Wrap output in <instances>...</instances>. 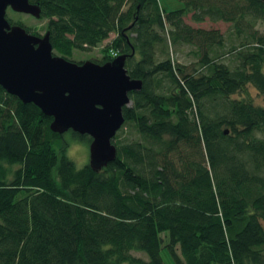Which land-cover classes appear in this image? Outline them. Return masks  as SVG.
Instances as JSON below:
<instances>
[{
  "label": "trees",
  "instance_id": "16d2710c",
  "mask_svg": "<svg viewBox=\"0 0 264 264\" xmlns=\"http://www.w3.org/2000/svg\"><path fill=\"white\" fill-rule=\"evenodd\" d=\"M28 1L52 51L71 60L112 33L94 62L126 54L141 86L114 159L79 172L51 118L0 87V264H165L161 249L172 264H264V107L245 90L264 99V0ZM187 14L229 23L231 43Z\"/></svg>",
  "mask_w": 264,
  "mask_h": 264
},
{
  "label": "water",
  "instance_id": "95a60500",
  "mask_svg": "<svg viewBox=\"0 0 264 264\" xmlns=\"http://www.w3.org/2000/svg\"><path fill=\"white\" fill-rule=\"evenodd\" d=\"M7 8L36 19L40 15L37 3L0 0V87L50 117L51 132L61 135L73 129L86 134L88 166L99 171L115 157L111 140L123 122L122 108L130 104L129 94L141 86L139 79L126 73L127 55L117 54L101 64L67 60L52 52L47 31L33 35L8 23Z\"/></svg>",
  "mask_w": 264,
  "mask_h": 264
},
{
  "label": "rangeland",
  "instance_id": "374dc122",
  "mask_svg": "<svg viewBox=\"0 0 264 264\" xmlns=\"http://www.w3.org/2000/svg\"><path fill=\"white\" fill-rule=\"evenodd\" d=\"M161 5L164 9L170 10V9L180 8L182 6V3L178 0H161ZM188 16H189V14H187L186 17L184 18V21L187 24H189L193 27H198V28L216 29L223 35L224 41L226 43V47H227V45H229L231 43L230 40L233 39V36L231 34H229V23H225V22H221V21L213 22V21H210L207 19H205L204 21H201V22H192ZM5 18L7 19V21L9 19L11 22H18V21L21 22V24L23 26L28 28L29 33H31L33 35H39L40 36L44 32L45 20H43V19H39V18L36 19V18H33V17L26 15V14L16 13V12L11 11L9 8H7L5 11ZM113 37H114V35L112 33H110L107 39H105L96 48H93L89 51L73 50V52L69 58L75 62H80V61H84V60H91L93 62L99 61L101 58V50L107 44H109V41ZM235 43H236V41H235ZM191 49H192V47H190V46H181L177 50H175V51L173 50V52H172L173 57L176 59L177 62L181 63L182 65H186L189 68L190 65L196 61V57L191 52ZM52 52L54 54L58 55L54 51H52ZM252 89L253 88L249 85H247L245 87L247 96L249 98H251V100L254 103L264 105V99L259 94H257L256 92H253ZM236 96H239V95L236 94ZM256 135L264 138V129L261 131H257ZM62 138L66 142V148H67L68 141L65 139V137L62 136ZM85 138H80V139L85 141V143L88 145V141ZM65 151H66V149H65ZM261 225L263 226V229H264V222H261ZM161 238H162V244H164L167 240L165 234H161ZM132 254L134 256H137V257L145 258V255L142 253H139V252H132ZM160 256L163 259V261L165 262V264H172V261H171L170 257L167 255V253L165 252V250H163V249L160 250Z\"/></svg>",
  "mask_w": 264,
  "mask_h": 264
},
{
  "label": "clouds",
  "instance_id": "9594fccd",
  "mask_svg": "<svg viewBox=\"0 0 264 264\" xmlns=\"http://www.w3.org/2000/svg\"><path fill=\"white\" fill-rule=\"evenodd\" d=\"M252 91L257 92L258 90L253 88ZM261 106L264 107V105ZM61 135L68 141L65 151L66 159L75 166L77 172L82 171L90 163L89 146L80 139L81 134L73 129H68Z\"/></svg>",
  "mask_w": 264,
  "mask_h": 264
},
{
  "label": "built area",
  "instance_id": "2783aa9c",
  "mask_svg": "<svg viewBox=\"0 0 264 264\" xmlns=\"http://www.w3.org/2000/svg\"><path fill=\"white\" fill-rule=\"evenodd\" d=\"M109 55L111 58H113L117 55V53H116V51L111 50V51H109Z\"/></svg>",
  "mask_w": 264,
  "mask_h": 264
}]
</instances>
